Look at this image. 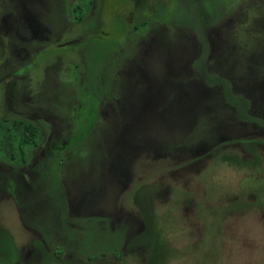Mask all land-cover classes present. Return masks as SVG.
Instances as JSON below:
<instances>
[{
  "label": "flooded vegetation",
  "instance_id": "obj_1",
  "mask_svg": "<svg viewBox=\"0 0 264 264\" xmlns=\"http://www.w3.org/2000/svg\"><path fill=\"white\" fill-rule=\"evenodd\" d=\"M100 1L58 0L59 8L50 0L4 1L6 24L10 30L17 31L19 39L16 40L18 48L11 47L9 51L10 54L16 52L17 60L23 64L22 68L10 71L8 77L0 81V123L19 121L28 126L29 132L37 135V140L25 149L26 153L21 157L0 156V199L9 201L21 225L32 229L35 234V240L23 247L25 254L15 246L17 255L14 263H11L9 253L3 250L0 256L2 264H17L21 258L26 264H54L62 256L70 257L69 251L79 254L80 250L88 264L101 262L105 252H117L106 244L109 238H100V232L106 229L98 227L101 223H109L111 228L116 226L117 232L110 241L111 245L117 246L115 239L121 229H130L134 224L140 229L152 219L149 212L146 219L143 215L117 217L111 214L117 209L119 198L125 197L131 206L138 199L139 190H130L131 175L126 163L134 150L147 143L142 125L154 117L160 118L170 133L161 147L164 154L184 150L181 144L187 131L193 123L200 122L206 103L214 99L212 79L197 67V61L205 56L211 63L218 59L224 68V71L218 69L223 74V87H233L242 99L225 97L224 104L231 108V117L224 120L215 116L217 125L212 138L202 137L201 141L196 142L195 134L192 137L193 146H202L207 142L209 148L214 147L226 139L220 138L219 134L235 132L238 126H242V130L252 126L264 135V96L250 94L252 101L250 95L242 91L244 85H249V78L255 77L256 70L260 69L264 74L258 55L254 52L252 57L242 59V72L237 73L239 60L238 53H235L244 51L247 56L251 52L239 45L241 33L247 24L236 31H223L238 16H232L236 0L214 17L207 16L209 6L216 7L213 0H116L113 14L110 10L106 12L104 0ZM25 4L37 6L35 30L25 23L13 25L20 20L16 18L19 15L18 7ZM255 5L262 16V23L257 24V28L264 33V0ZM79 6L82 9L88 7L83 20L80 23L75 19L70 21L68 8L72 11ZM100 6L103 15L101 21L97 22L94 16ZM122 7L128 12L127 23L114 14ZM168 12L172 13V18L165 17ZM75 27L82 28L81 35H73ZM212 31L224 34L227 39L224 41L221 35L216 34L219 41L208 45L206 38ZM233 37L238 38L237 46L229 44ZM261 44L260 55H264V40ZM8 48L0 43V55L8 52ZM191 55L198 57L197 61L191 70H185V63L188 65L191 62ZM121 58L131 63L129 68L124 69V83L121 82L123 67L119 66ZM67 63L71 64L73 78L64 82L60 80L58 72ZM116 63V68L121 67V70L113 69ZM52 72L56 73L54 77ZM42 73L51 75L53 90L47 98L44 97L45 100L27 98V91L33 88V83ZM186 73L197 77L193 80L191 75V82L187 83L182 78ZM202 84L206 89L201 88ZM245 111L248 112L246 116ZM255 111L258 115H254ZM108 120L113 123L108 130L111 134L105 152L100 142L92 141ZM84 133V142L71 141L76 135ZM56 134L62 138L56 137ZM228 137L234 140L224 145L238 146L248 155L247 162L254 166L261 163L259 150H264V138L254 139L248 133ZM78 148L85 153L93 152V149L100 151L96 158L101 160L99 168L84 183L77 176L66 174L67 162ZM218 150L219 147L210 154L215 156ZM20 188L27 189L32 198L26 203L31 211L36 206V198L44 196L49 199L50 211L55 212L54 216L58 218L54 225L64 231L61 241L55 244L49 241L54 234L51 230L53 227L45 226L26 211L25 205L17 199ZM72 215L83 225V231L79 232L81 238L73 237L77 230L70 222ZM42 229L50 230L48 233ZM0 230L12 235L3 222H0ZM136 236L125 237L117 256L122 258L124 251L142 249L144 254L146 251L150 253L149 258L142 257V264H150L153 254L160 258L164 250L161 243L159 247L156 245L157 250L153 246L150 247L153 250L149 251V245L144 244L136 249L131 248L130 241ZM79 239L84 246H80Z\"/></svg>",
  "mask_w": 264,
  "mask_h": 264
},
{
  "label": "rangeland",
  "instance_id": "obj_2",
  "mask_svg": "<svg viewBox=\"0 0 264 264\" xmlns=\"http://www.w3.org/2000/svg\"><path fill=\"white\" fill-rule=\"evenodd\" d=\"M4 1L0 0V43L10 48H8V52L0 55L2 59L0 60V81L6 79L10 71L22 68L23 64L17 60L16 52L10 54L9 51L11 47L18 48L19 44L17 41L19 39L17 31L14 29L10 30L9 25L6 24L7 11L4 10ZM50 1L59 8L58 0ZM108 1L107 3V0H104L105 10L108 13L110 10L111 14H113L115 10V5L113 4L116 0ZM261 1L236 0L233 4L232 16H238L223 30L225 32L236 31L240 26L247 24L241 33L239 45L242 49L251 52L247 56L244 55L246 53L244 51L235 53V55L238 53V74L242 72V59L252 57L254 52L258 55L257 58L261 61L260 65L262 70H264V60H262L264 55H260L264 33L257 28V24L262 23L260 20L262 16L256 10L257 6L255 5V3L258 4ZM99 3H101L100 0ZM32 6L30 7L27 4L19 6L17 11L19 15L16 18L20 20H16L17 23L15 22L13 25L17 24L18 26V23H25L31 26V30H35L34 17L36 18L37 6ZM102 12L103 8L100 6V10L94 16L95 21H101ZM114 14L119 15L126 23L129 20L128 12L123 7L117 9ZM171 14V12H168L165 17L172 18L173 15ZM68 15L70 21H74L75 13L73 10L70 11L68 8ZM73 31V35L76 36L81 35L83 30L80 27H75ZM216 34L219 37L221 35L224 41L227 39L224 34L212 31L206 38L208 45H210V42L217 43L219 41L216 40ZM254 39L259 40L254 41ZM237 41L238 38L233 37V41L231 40L229 44L235 46ZM248 47L250 48L248 49ZM257 50L259 51L258 53ZM202 54L203 50L200 56ZM191 56V62L188 65L185 63V70H191L193 63L197 61L198 57L193 58V55ZM214 61L211 63V60L206 56L197 61V67L204 71L207 78L212 79L211 88L214 93V99L206 103L200 122L198 120L193 123L187 131L181 144L185 151L181 150L171 155L164 154L161 147L170 134L165 124L157 117L143 123V136L149 145L146 146V143L142 148L134 150L130 155L131 159L126 163L131 175L129 184L132 188L130 190H139L138 199L136 204L134 203V206H131L132 204L125 197L119 198L116 203L117 209L114 212L111 211V214L117 217L128 216V214L143 215L146 219V215L149 212V214L152 213V219H149L140 229H137L135 224L130 229H121V233L115 239L117 246L113 244L112 246L110 241L117 232L116 226L113 225L111 228V224L101 223L98 227H106V229L104 228V231L100 232V238H109L106 244L113 247L117 252L121 250L125 237L128 236L130 238V236L134 237L145 232L143 235L145 239L133 238L130 241V247L136 249L144 244L149 245L148 250L150 251L153 250L150 248L153 246L157 250V246L161 243L164 247L160 255L161 264H264V150H259L261 163L254 166L247 162L248 155L243 153L238 146L224 145L234 140L228 136L248 133L254 139H261L264 138V135L260 134V131L252 126H248L243 130L242 126H238L234 130L235 132L219 134L220 138L226 139L216 143L214 147L209 148L207 142L202 144V146H193L192 137L195 134L197 136L196 142L201 141L202 137L212 138L211 135L217 125L215 116H219V118L224 120L231 117L232 110L230 107L225 106V97L237 100L239 98L242 99L233 87L231 89L223 87L221 77L223 74H220L221 72L218 69L222 68L224 71V68L222 65L220 66L218 59ZM116 65L117 63L113 66L114 70ZM130 65L129 60L121 58L119 66L123 67V69L121 67L116 68V70L122 69V83L126 80L124 69L129 68ZM70 67L71 64L67 63L65 68L58 72L60 80L68 82L71 77L73 78V71ZM50 69L49 67L48 70ZM261 72L260 69L256 70L254 76L259 78L251 77L249 80L251 79L250 81H253V83L249 81V85L243 86L242 91L245 94H262L264 96V74H261ZM51 74L54 77L56 73L52 72ZM191 75L193 80L197 77L195 74ZM191 75L186 73L182 75V78L188 83L191 82ZM50 77L51 75L48 73L40 74L33 83L32 91H27V98L30 96L32 99L41 100L42 98V100H45L44 97L47 98L53 90ZM203 84L208 87L205 83ZM203 84L201 88L206 89ZM249 98L253 101L252 95ZM254 115H258L256 111ZM112 123V120L106 121L102 125L100 134L92 141L100 142L105 152L107 151L106 143H108V138L111 134L108 130ZM55 136L62 138L60 134ZM218 147L219 150L215 156L211 155L210 153ZM77 150L70 161L67 162L66 174L68 176L75 175L78 180L84 183L91 174L96 172L97 167L99 168L98 165L101 160L96 158L99 156L100 151L93 149V152L91 150L85 153L81 148ZM17 195V199L25 207L27 201L32 199L27 189H18ZM36 200L37 202L34 201L36 206L31 208L32 211L27 207L26 211L31 216H35L45 226L53 227L50 229L53 230L54 234L52 240L49 239V241L53 244L58 243L62 240L60 238L64 231L54 225L58 218L54 216L55 212L50 211L49 199L42 196L36 198ZM58 202H60V199H58ZM79 221L72 215L70 222H73L77 230L75 235L81 237L79 232L83 231V225ZM0 222H3L7 230L12 234L13 247L16 246L22 254H25L26 251L22 249L35 240L34 231L21 225L16 215V210L5 199H0ZM50 229L42 230L48 232ZM151 236L156 238L151 240ZM120 243L122 244L120 245ZM73 246L76 247L75 244ZM5 247L12 251L10 244L7 243ZM72 249L75 250L74 247ZM80 249L78 248L77 250ZM81 251H79V254H77V251L76 253L69 251L68 253L72 254H69L70 257L62 256L54 264H88L82 258ZM2 252L3 249L0 245V256ZM117 252L113 254L109 250L105 252V257L101 258V262L95 261L92 264H142V257L149 258L150 255L148 251L144 254L142 249L139 251L127 250V252H122L121 258L120 255L117 256ZM115 259L121 260L116 261ZM22 260L23 258L19 259L17 264H26Z\"/></svg>",
  "mask_w": 264,
  "mask_h": 264
},
{
  "label": "trees",
  "instance_id": "obj_3",
  "mask_svg": "<svg viewBox=\"0 0 264 264\" xmlns=\"http://www.w3.org/2000/svg\"><path fill=\"white\" fill-rule=\"evenodd\" d=\"M216 7L213 5L209 6L208 9H210V12L207 14V16H216L215 14H220V12H223L226 8V6L231 5L233 1L235 0H213ZM75 8V5H74ZM88 7L86 6L85 9H82V6H79L76 10L72 9L75 13V20L77 22H81L83 20V16L86 13V10ZM218 9V10H217ZM220 18V17H219ZM214 22V20H213ZM82 138V139H81ZM86 138V133L79 134V136H75L73 142L82 143L84 142ZM37 140V135L33 132L28 131V126L23 125L21 122L16 120H8V121H2L0 123V156L1 157H10V158H17L23 156L25 153V149H27L32 143H34V140ZM143 234H139L136 237L144 238ZM141 235V236H140ZM73 237L77 239V237L73 234ZM82 237V236H81ZM80 237V238H81ZM135 237V238H136ZM150 238V237H149ZM156 238V237H155ZM151 236V240H154ZM80 240V246H84L81 239ZM9 241V242H8ZM12 236L8 234L6 230L0 231V242H1V248L5 250L7 253H9L10 261L11 263H14L16 261V255L17 252L15 250V246L12 245ZM7 243L11 245L12 251L5 246H7ZM151 259V263L153 264H161L160 258L158 255L153 254ZM2 264V263H0Z\"/></svg>",
  "mask_w": 264,
  "mask_h": 264
}]
</instances>
